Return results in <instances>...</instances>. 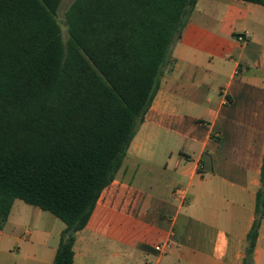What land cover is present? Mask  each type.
Masks as SVG:
<instances>
[{"label": "crops", "instance_id": "obj_1", "mask_svg": "<svg viewBox=\"0 0 264 264\" xmlns=\"http://www.w3.org/2000/svg\"><path fill=\"white\" fill-rule=\"evenodd\" d=\"M163 129L179 150L155 148ZM263 164L264 5L198 0L74 264H243ZM20 201L0 264H54L65 223ZM253 258L264 264V218Z\"/></svg>", "mask_w": 264, "mask_h": 264}, {"label": "trees", "instance_id": "obj_2", "mask_svg": "<svg viewBox=\"0 0 264 264\" xmlns=\"http://www.w3.org/2000/svg\"><path fill=\"white\" fill-rule=\"evenodd\" d=\"M62 2L0 0V235L21 200L65 223L54 264H74L198 0H75L67 41ZM263 218L264 164L243 264Z\"/></svg>", "mask_w": 264, "mask_h": 264}, {"label": "rangeland", "instance_id": "obj_3", "mask_svg": "<svg viewBox=\"0 0 264 264\" xmlns=\"http://www.w3.org/2000/svg\"><path fill=\"white\" fill-rule=\"evenodd\" d=\"M75 0H63L59 11H58V21L61 25L63 31L64 40L68 39V29L66 26V12L70 6L74 3ZM168 132L166 129H163L160 135V138L157 140L155 148H165L166 151H177L179 150V142L175 137H168ZM174 136V135H173ZM20 201V200H19ZM21 202V201H20Z\"/></svg>", "mask_w": 264, "mask_h": 264}, {"label": "built area", "instance_id": "obj_4", "mask_svg": "<svg viewBox=\"0 0 264 264\" xmlns=\"http://www.w3.org/2000/svg\"><path fill=\"white\" fill-rule=\"evenodd\" d=\"M238 40L241 43H245V42H247V37H246V35H239ZM168 248H169L168 244H161V245H158L155 247L156 251L159 252L161 255L165 254L166 251L168 250Z\"/></svg>", "mask_w": 264, "mask_h": 264}]
</instances>
